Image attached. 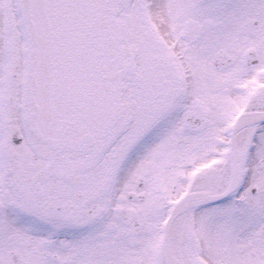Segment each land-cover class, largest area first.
Instances as JSON below:
<instances>
[{"label":"snow or ice","instance_id":"obj_1","mask_svg":"<svg viewBox=\"0 0 264 264\" xmlns=\"http://www.w3.org/2000/svg\"><path fill=\"white\" fill-rule=\"evenodd\" d=\"M0 264H264V0H0Z\"/></svg>","mask_w":264,"mask_h":264}]
</instances>
